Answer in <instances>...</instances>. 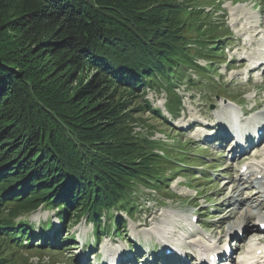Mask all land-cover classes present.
Here are the masks:
<instances>
[{
    "label": "trees",
    "instance_id": "16d2710c",
    "mask_svg": "<svg viewBox=\"0 0 264 264\" xmlns=\"http://www.w3.org/2000/svg\"><path fill=\"white\" fill-rule=\"evenodd\" d=\"M193 2L0 0V264H22L17 250L41 236L25 218L41 208H57L56 245L83 218L100 240L125 229L112 213L132 219L141 188L167 190L176 172L166 167L179 163L135 131L134 114L167 125L147 90H163L165 111L179 115L176 84L189 76L196 87L190 69L209 83L232 35L204 26L213 14Z\"/></svg>",
    "mask_w": 264,
    "mask_h": 264
},
{
    "label": "rangeland",
    "instance_id": "374dc122",
    "mask_svg": "<svg viewBox=\"0 0 264 264\" xmlns=\"http://www.w3.org/2000/svg\"><path fill=\"white\" fill-rule=\"evenodd\" d=\"M193 1V6H200L204 12L213 14L212 18L205 20L204 26L213 20L222 26L226 25L232 35L223 40L221 46L227 49L224 53L225 62L220 66L218 63L213 65L217 72L210 74L209 83L207 80L201 82L200 75L190 69L186 76L191 75L196 81V87L187 82L189 76L185 78L186 82L176 84L174 89L183 100L179 115L171 117L165 112L166 94L163 90H147L146 100L167 117V125L150 114H134L137 133L158 144L156 153L172 157L177 163H184L175 165L177 168L166 167L167 174L176 172L169 181L167 190L141 188L134 196L138 208L132 219L123 212L112 213L113 217L126 219L125 229L119 234L111 229L106 235L108 237L101 238L95 246L93 245L97 239L94 237L93 224L83 218V221L70 223L64 228L58 245L44 247L41 240H38L30 250H17L15 258L19 263L99 264L108 253L119 254L125 250L123 253L127 254V249L133 242L135 251L132 252H136V258L139 257L141 261L129 262L125 259L123 264H194L195 261H191L190 257L175 259L167 255L156 257L154 261L152 256L140 253L138 247L141 246L146 254L159 252L157 243L162 239L179 244L191 253L201 249L205 252V247L211 245L209 239L212 238L219 240L221 247L229 241L236 256L231 264H240L241 258L238 256L244 248L247 249L248 244L264 241V236L255 228L256 219L260 223L264 220V208H255L261 202L259 199L264 201V196H261L264 189L259 186L262 193L255 196L258 193L257 185L253 189L249 185L251 180L247 182L248 185L239 187L244 178L239 173L243 165L256 164L250 165L252 170L255 167V170L260 171L257 167H261L264 171L261 166L264 161V144L255 148L254 145L258 143L254 140V145L242 149L235 148L233 142L229 143L230 139L221 141L229 137H226L228 132L241 134L246 129L254 132L256 124L264 119V104L260 105V101L264 102V66H257L264 60V0ZM209 62L201 59L197 64L206 67ZM214 94L219 96L214 98ZM225 99L239 105L226 102ZM259 127L260 124L256 130ZM211 135H214L215 143L209 139ZM231 135L235 137V134ZM207 138L210 142L206 141ZM252 155L260 159L256 161ZM194 158L195 163L199 159L202 164L193 166L191 161ZM208 178L211 179L209 182L206 180ZM57 212V208L39 209L25 220L36 232L47 234L46 222L51 221L49 223L52 227L49 229L54 228L57 225ZM195 214L199 222L190 226L189 216ZM104 220L107 229L110 219L106 216ZM113 240L117 243L113 244ZM82 242L86 243L85 251L88 249L95 255L90 257V263H84L81 258ZM22 244L25 245L26 242ZM154 246L156 248L153 251ZM167 258H171V262H165ZM184 260L186 261L183 262Z\"/></svg>",
    "mask_w": 264,
    "mask_h": 264
},
{
    "label": "bare ground",
    "instance_id": "6f19581e",
    "mask_svg": "<svg viewBox=\"0 0 264 264\" xmlns=\"http://www.w3.org/2000/svg\"><path fill=\"white\" fill-rule=\"evenodd\" d=\"M257 66H263V64L261 63L260 65H257ZM261 104H264V102L263 101H260V105ZM225 129V128H224ZM233 135H231V136H229V138H226L225 139V141L226 140H228V139H230V140H234L235 141V138L234 137H232ZM231 142H233V141H231ZM236 148H238V147H236ZM235 150L233 149V151L232 152H234ZM250 166V165H249ZM243 175H245V176H247V175H250L249 176V178L248 179H250L251 180V182H250V184L249 185H253V183L255 182V183H257V184H260V188L261 189H264V175L260 178V180H258V178H257V176H259V175H262V173L260 172H256V173H254L253 171H252V167L250 166L249 167V170H248V168L246 169V171H245V173H243ZM256 176V178H254ZM253 179V180H252ZM243 186V183H239V187L240 186ZM245 185V184H244ZM246 185H248V184H246ZM262 192H258V193H256L255 194V196H259L260 194H261ZM264 194V193H263ZM253 205H256V204H253ZM255 208H264V204L263 203H259L257 206H255ZM246 220H247V218H245ZM264 221V220H263ZM262 224V223H261ZM245 233V232H244ZM259 242L260 243H264V241H261V240H259ZM241 245V244H240ZM243 246V245H242ZM205 248H207V247H205ZM212 252H213V254H217V253H221L220 252V249L217 247V248H213L212 249ZM262 253L264 254V251H262ZM208 254V253H207ZM260 259H262V258H260ZM233 263V262H232ZM243 264H246V263H243Z\"/></svg>",
    "mask_w": 264,
    "mask_h": 264
}]
</instances>
